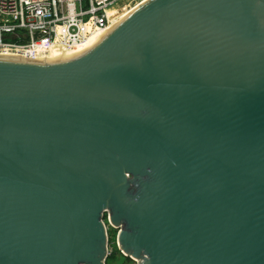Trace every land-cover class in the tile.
Wrapping results in <instances>:
<instances>
[{"label":"water","instance_id":"water-1","mask_svg":"<svg viewBox=\"0 0 264 264\" xmlns=\"http://www.w3.org/2000/svg\"><path fill=\"white\" fill-rule=\"evenodd\" d=\"M264 264V0H151L79 61L0 59V264Z\"/></svg>","mask_w":264,"mask_h":264},{"label":"built area","instance_id":"built-area-1","mask_svg":"<svg viewBox=\"0 0 264 264\" xmlns=\"http://www.w3.org/2000/svg\"><path fill=\"white\" fill-rule=\"evenodd\" d=\"M121 1L0 0V52L35 60L54 44L77 49L110 26V9Z\"/></svg>","mask_w":264,"mask_h":264},{"label":"bare ground","instance_id":"bare-ground-1","mask_svg":"<svg viewBox=\"0 0 264 264\" xmlns=\"http://www.w3.org/2000/svg\"><path fill=\"white\" fill-rule=\"evenodd\" d=\"M151 0H142L135 6L123 12L127 6V1L123 0L117 3L110 9V16L112 20L110 26L104 31L93 36L86 44L78 47L77 49L71 50L69 47L61 44H54L47 54L41 58L31 60L20 56L12 51L0 52V59L6 60V62H15L21 64H29L35 66H58L70 64L86 57L99 45H101L113 32H115L124 22H126L132 15L143 8ZM125 4L124 6H121ZM123 12V13H122Z\"/></svg>","mask_w":264,"mask_h":264},{"label":"rangeland","instance_id":"rangeland-1","mask_svg":"<svg viewBox=\"0 0 264 264\" xmlns=\"http://www.w3.org/2000/svg\"><path fill=\"white\" fill-rule=\"evenodd\" d=\"M126 1H127V6L123 12L135 6L138 2L142 0H126ZM124 5L125 4H122L121 6ZM103 222L105 223V227L108 234V249H107L108 256L106 258L105 264H137L136 261L125 257L121 253L119 247L122 249V246L118 241V230L116 229V226L108 222V215H105L103 217Z\"/></svg>","mask_w":264,"mask_h":264},{"label":"flooded vegetation","instance_id":"flooded-vegetation-1","mask_svg":"<svg viewBox=\"0 0 264 264\" xmlns=\"http://www.w3.org/2000/svg\"><path fill=\"white\" fill-rule=\"evenodd\" d=\"M108 222H110V221L108 220ZM110 223H111V222H110ZM123 228H124V224H122L119 228L116 227V229L118 230V236H119V234L121 233V231H122ZM107 249H108V239H107ZM119 249H120L121 253H122L125 257H127V258H129V259H131V260L136 261L135 258H133L131 255L125 253L120 247H119Z\"/></svg>","mask_w":264,"mask_h":264}]
</instances>
